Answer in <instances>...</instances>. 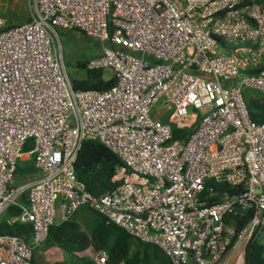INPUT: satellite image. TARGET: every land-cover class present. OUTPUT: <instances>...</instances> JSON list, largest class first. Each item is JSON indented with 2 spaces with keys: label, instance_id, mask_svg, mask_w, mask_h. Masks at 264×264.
I'll return each mask as SVG.
<instances>
[{
  "label": "built area",
  "instance_id": "2783aa9c",
  "mask_svg": "<svg viewBox=\"0 0 264 264\" xmlns=\"http://www.w3.org/2000/svg\"><path fill=\"white\" fill-rule=\"evenodd\" d=\"M57 28L98 43L85 64L109 68L111 87L74 89ZM245 88L264 93V0H33L27 21L0 16V215L16 206L7 222L32 228L30 242L0 234V264H36L49 227L80 207L173 264H245L264 229V122L249 117ZM86 139L122 162L98 196L75 174ZM29 158L38 173L14 185Z\"/></svg>",
  "mask_w": 264,
  "mask_h": 264
},
{
  "label": "trees",
  "instance_id": "16d2710c",
  "mask_svg": "<svg viewBox=\"0 0 264 264\" xmlns=\"http://www.w3.org/2000/svg\"><path fill=\"white\" fill-rule=\"evenodd\" d=\"M86 62L78 63L85 69V77L72 79L74 89L79 90H105L115 83L114 76L104 79L103 69H88ZM250 73H257L258 70H250ZM245 90V91H244ZM243 90L246 107L249 117L256 123L264 122V101L258 96L248 94L247 88ZM190 129H173V137L185 139ZM29 145L26 144L24 149ZM122 166V162L111 150L97 140L86 139L83 141L77 159L74 163L76 177L85 184L87 191L98 196L114 187L118 181L111 183L110 178L117 169ZM32 158L19 160L16 164L14 175L34 174ZM208 184H211L208 181ZM228 186L225 185V188ZM231 192H235L229 187ZM216 198H213L215 200ZM87 208V207H86ZM89 209V208H88ZM96 216L93 228L90 232H85L74 214L65 221L54 223L48 229L46 240L42 243L45 246H55L69 255L70 264H97L89 256H77L76 252H81L89 247L94 250H106L108 257L104 264H173L170 258L157 245L134 238L123 228L106 219L100 213L90 209ZM19 209L16 206L9 207L0 218V234H9L30 242L32 228L30 224L14 222L9 224L7 219L17 215ZM250 215L243 220H239L238 230L248 221ZM40 246V245H39ZM37 246L33 251L37 250ZM245 264H264L263 246L256 238L251 239L245 249ZM34 263L41 264L35 262Z\"/></svg>",
  "mask_w": 264,
  "mask_h": 264
},
{
  "label": "rangeland",
  "instance_id": "374dc122",
  "mask_svg": "<svg viewBox=\"0 0 264 264\" xmlns=\"http://www.w3.org/2000/svg\"><path fill=\"white\" fill-rule=\"evenodd\" d=\"M33 0H0V16L5 17L10 23H21L27 21L31 17V7ZM54 40L57 47L60 49L65 63L66 72L69 78L81 79L85 77V69L80 67L78 63L86 61L88 58L93 57L100 53L98 43L90 37H86L82 32L75 29H56ZM112 71L109 68L103 70L104 79L112 77ZM248 94L251 96H258L261 101H264V93L247 88ZM245 91V90H244ZM244 96V94H243ZM162 104L153 107L151 115L161 111ZM188 111H193L188 107ZM171 111H167L161 116V120H165ZM29 148V146H28ZM25 158V157H24ZM25 160V159H22ZM38 173L36 169L35 174ZM26 180V176L18 175L14 178L12 183L14 185L20 184ZM4 215L1 214L0 218ZM75 219L80 224L85 232H90L94 226L96 216L86 207H80L74 214ZM56 221H59L57 216ZM257 241L263 246L264 254V229L259 231L256 235ZM93 251L92 247L87 248L82 252H76L77 256H88ZM33 259L41 264H70L68 254H65L60 248L55 246H45L41 244L34 252Z\"/></svg>",
  "mask_w": 264,
  "mask_h": 264
},
{
  "label": "crops",
  "instance_id": "0c3cea01",
  "mask_svg": "<svg viewBox=\"0 0 264 264\" xmlns=\"http://www.w3.org/2000/svg\"><path fill=\"white\" fill-rule=\"evenodd\" d=\"M79 209V208H78ZM77 211V210H76ZM76 213V212H75Z\"/></svg>",
  "mask_w": 264,
  "mask_h": 264
},
{
  "label": "bare ground",
  "instance_id": "6f19581e",
  "mask_svg": "<svg viewBox=\"0 0 264 264\" xmlns=\"http://www.w3.org/2000/svg\"><path fill=\"white\" fill-rule=\"evenodd\" d=\"M239 264V263H238Z\"/></svg>",
  "mask_w": 264,
  "mask_h": 264
}]
</instances>
